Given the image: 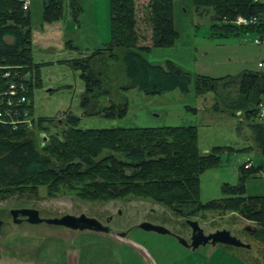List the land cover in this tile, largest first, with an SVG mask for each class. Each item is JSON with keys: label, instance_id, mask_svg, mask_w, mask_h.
<instances>
[{"label": "rangeland", "instance_id": "obj_1", "mask_svg": "<svg viewBox=\"0 0 264 264\" xmlns=\"http://www.w3.org/2000/svg\"><path fill=\"white\" fill-rule=\"evenodd\" d=\"M73 3L64 0L61 18L46 22L42 17L41 0H31L32 57L41 64V86L33 89V117L60 120L71 112L79 117L80 128L195 125L200 151L219 145L232 147L221 154L218 166L200 174V201L221 198L222 184L238 183L240 165L245 168L246 164L249 170L260 169L244 180L245 194L264 195V156L256 149L244 117L239 122L242 114L224 107L229 100H236L238 93L229 86L222 95L210 91L197 95L194 82L198 74L223 77L243 70L261 69L257 63L264 60V44L253 43L258 35L252 31L228 35L221 32L222 35L211 27L214 24L211 10L196 12L191 0H175L174 26L178 36L174 44L150 47L142 51V55L152 64L164 65L171 61L188 72L191 77L189 91L182 93L175 89L146 95L136 88L122 89L128 84L123 64L120 58L118 61L107 58L101 79L102 89H107L108 95H100L96 108L99 110L110 102H126V113L121 118L87 115L80 104L83 80L79 70L68 60L86 57L109 42V0H94V3L73 0ZM137 3L139 6L138 0ZM71 4L75 6L72 8ZM76 10L77 15L74 14ZM5 40L12 41L8 36ZM216 103L222 111L214 110ZM50 128L49 131L54 127ZM56 129L60 130V126ZM49 131H39L37 143L43 144L42 134L47 136ZM15 208H34L41 217L83 213L98 219L109 232L74 230L47 223L30 224L25 220L14 223L9 211ZM186 218L197 220L205 233L227 229L249 243L250 248L206 244L191 250L172 235L137 227L142 221H150L189 240L190 227L185 223ZM0 219L3 221L0 264H264V245L244 230L247 226L255 229L257 224L236 211H197L183 217L151 199L128 195L108 201H87L65 190L49 197L46 189L39 187L37 195L14 194L0 199Z\"/></svg>", "mask_w": 264, "mask_h": 264}, {"label": "trees", "instance_id": "obj_2", "mask_svg": "<svg viewBox=\"0 0 264 264\" xmlns=\"http://www.w3.org/2000/svg\"><path fill=\"white\" fill-rule=\"evenodd\" d=\"M138 1L139 6L137 0H109V42L86 57L68 60L83 80L80 104L87 115L121 118L126 113V102H110L97 109L100 95H108V90L102 89L101 79L107 58L112 61L120 58L123 64L128 84L122 89L136 88L146 95L175 89L182 93L189 91L188 72L171 61L152 64L142 55L150 47L174 44L178 36L174 26L175 0ZM191 1L196 12L212 11L211 27L217 32L264 34V1ZM23 2L0 0V93L10 82L23 83L27 99L12 106V112L17 114L13 112L11 119L5 117L6 121L0 122V199L14 194L37 195L38 188L44 187L49 197L65 190L87 201H108L128 195L151 199L183 217L197 211H236L257 224L252 236L264 245V195H246L244 185V180L260 168L249 170L240 165L238 183H223L221 198L202 203L200 174L218 166L221 154L232 147L219 145L200 151L197 126L80 128L79 117L71 112L60 120L33 117V89L41 86V64L33 61L31 18L29 8L23 9ZM41 3L44 21L61 18L64 0H41ZM237 17L255 21L237 25L234 23ZM6 36L12 41L7 42ZM6 71L9 75L3 76ZM194 82L197 95L209 91L222 95L229 86L236 90L238 98L229 100L224 107L242 114L239 122L244 117L256 149L264 156V119H257L264 103V69L243 70L223 77L198 74ZM19 94L0 95L3 99L0 111L8 108L7 98L16 103ZM217 103L214 110L222 111ZM24 110L28 112L25 116ZM25 119L30 124L20 121ZM11 120L16 123H10ZM59 126L60 130L56 129ZM50 127L54 128L49 131ZM41 130L49 131L47 136L42 134L43 144L37 143Z\"/></svg>", "mask_w": 264, "mask_h": 264}, {"label": "water", "instance_id": "obj_3", "mask_svg": "<svg viewBox=\"0 0 264 264\" xmlns=\"http://www.w3.org/2000/svg\"><path fill=\"white\" fill-rule=\"evenodd\" d=\"M43 138L45 139L44 136ZM9 213L14 223H20L22 218H24L25 221L30 224L47 223L64 226L74 230L109 232V228L106 225H103L98 219L86 216L83 213L77 216L72 214H63L59 217H41L38 210L34 208H15L11 209ZM185 223L191 229L189 242L183 237L172 233L167 227L161 224L152 223L150 221H142L137 225V227L144 231H153L159 234L173 235L180 244L191 249H196L199 246H204L206 244L213 246L216 244H222L233 247H243L247 249L250 248L249 243L241 241L239 238L232 235L227 229H217L213 232L205 233L197 220L186 218ZM2 224L3 221L0 219V229ZM246 229H249L250 233H253L255 230L253 227L249 226H247Z\"/></svg>", "mask_w": 264, "mask_h": 264}, {"label": "built area", "instance_id": "obj_4", "mask_svg": "<svg viewBox=\"0 0 264 264\" xmlns=\"http://www.w3.org/2000/svg\"><path fill=\"white\" fill-rule=\"evenodd\" d=\"M28 5H29V1L24 0L23 5H22L23 9H27ZM254 21H255V18L248 20V19L243 18V17H237L236 20L234 21V23L237 25H248V24L254 23ZM257 35L258 36L256 38H254L253 43L256 45L264 44V34H257ZM257 66L261 69H264V60L259 61L257 63ZM8 75H9V72H7V71L4 72V74H3V76H8ZM25 90H26V88H25L23 83L16 84L14 82L8 83V85L3 88L0 95L13 96L19 92H20V94L18 95V99L16 100V103H14L13 100H11V98L6 99V104H7L8 108L0 111V122H5L6 121L5 119L7 117L11 119V116H13V112H14V111L12 112V110H11L13 105L23 104L24 102L27 101L26 96L24 94ZM2 100L3 99H0V103L3 102ZM14 114H17V112H14ZM27 114H28L27 110H24L23 115L25 116ZM258 116L261 119H264V103L260 106ZM20 121L28 122L30 124V121L28 119L20 120ZM9 122L12 124L16 123V122H14V120H11ZM247 167H249V164L245 165V168H247Z\"/></svg>", "mask_w": 264, "mask_h": 264}, {"label": "flooded vegetation", "instance_id": "obj_5", "mask_svg": "<svg viewBox=\"0 0 264 264\" xmlns=\"http://www.w3.org/2000/svg\"><path fill=\"white\" fill-rule=\"evenodd\" d=\"M22 220H25V219L22 218ZM108 220H110V218H108L107 221H108ZM246 228H247V227H245L244 230L247 231L248 234L253 235L254 232H253V233H250V232H249V229H246ZM254 231H255V230H254ZM190 234H191V229H190ZM172 236H173V235H172ZM189 237H190V236H189ZM187 241L189 242V240H187ZM216 245H217V244H216ZM225 246H229V245H225ZM185 248H187V249H191V248H189V247H185ZM236 248H242V247H236ZM196 249H197V248H196ZM191 250H195V249H191Z\"/></svg>", "mask_w": 264, "mask_h": 264}, {"label": "crops", "instance_id": "obj_6", "mask_svg": "<svg viewBox=\"0 0 264 264\" xmlns=\"http://www.w3.org/2000/svg\"><path fill=\"white\" fill-rule=\"evenodd\" d=\"M30 3H31V0L29 1V5H28V8H29V6H30ZM92 3H94V0H92ZM80 9V8H79ZM93 49H95V48H93ZM70 58V57H69ZM68 58V59H69ZM34 61V60H33ZM35 62V61H34ZM35 63H38V62H35ZM204 151H206V150H204Z\"/></svg>", "mask_w": 264, "mask_h": 264}]
</instances>
